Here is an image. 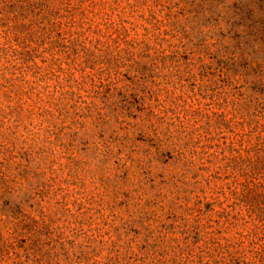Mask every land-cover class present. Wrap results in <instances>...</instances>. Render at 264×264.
I'll list each match as a JSON object with an SVG mask.
<instances>
[{
	"label": "rangeland",
	"instance_id": "obj_1",
	"mask_svg": "<svg viewBox=\"0 0 264 264\" xmlns=\"http://www.w3.org/2000/svg\"><path fill=\"white\" fill-rule=\"evenodd\" d=\"M0 264H264V0H0Z\"/></svg>",
	"mask_w": 264,
	"mask_h": 264
}]
</instances>
